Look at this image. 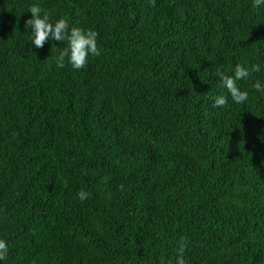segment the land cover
<instances>
[{
  "label": "trees",
  "instance_id": "trees-1",
  "mask_svg": "<svg viewBox=\"0 0 264 264\" xmlns=\"http://www.w3.org/2000/svg\"><path fill=\"white\" fill-rule=\"evenodd\" d=\"M33 5L96 31L100 55L57 68ZM237 64L248 101L214 107ZM257 80L253 0H0L4 264H176L180 245L184 264H264Z\"/></svg>",
  "mask_w": 264,
  "mask_h": 264
},
{
  "label": "clouds",
  "instance_id": "clouds-1",
  "mask_svg": "<svg viewBox=\"0 0 264 264\" xmlns=\"http://www.w3.org/2000/svg\"><path fill=\"white\" fill-rule=\"evenodd\" d=\"M253 7L258 9L264 7V0H253ZM28 12L31 15L25 20V28L29 32V40L32 45L41 48L46 41L62 42L65 45L56 57L57 68H64L67 60L72 69L80 70L85 68L89 57L100 55L96 31L70 26L69 21L65 18L52 20L49 13L43 11L38 5L31 6ZM261 70L260 64H254L251 67V72H260ZM216 76L219 77L220 87L226 90L228 96L216 95L213 101L214 107L223 108L229 102V97L235 104H245L248 101L249 92L242 90L238 84V81L246 80L250 76L248 67L237 64L231 75L223 70H218ZM253 88L257 93L264 95V82L255 81ZM77 195L81 201H84L90 194L82 189ZM182 252L183 245H180L176 264H184ZM8 254V243L5 239L0 238V264H4Z\"/></svg>",
  "mask_w": 264,
  "mask_h": 264
}]
</instances>
